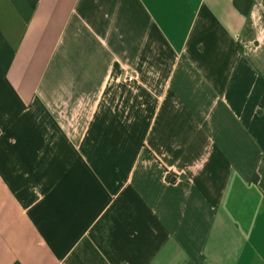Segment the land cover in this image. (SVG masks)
I'll return each instance as SVG.
<instances>
[{"label":"crops","instance_id":"1","mask_svg":"<svg viewBox=\"0 0 264 264\" xmlns=\"http://www.w3.org/2000/svg\"><path fill=\"white\" fill-rule=\"evenodd\" d=\"M0 264H264V0H0Z\"/></svg>","mask_w":264,"mask_h":264},{"label":"built area","instance_id":"2","mask_svg":"<svg viewBox=\"0 0 264 264\" xmlns=\"http://www.w3.org/2000/svg\"><path fill=\"white\" fill-rule=\"evenodd\" d=\"M120 82L129 85L136 82V74L129 68H123L122 74L119 77Z\"/></svg>","mask_w":264,"mask_h":264},{"label":"trees","instance_id":"3","mask_svg":"<svg viewBox=\"0 0 264 264\" xmlns=\"http://www.w3.org/2000/svg\"><path fill=\"white\" fill-rule=\"evenodd\" d=\"M167 180H168L169 182H174L175 178H174V176H170V175H168V176H167ZM254 180H255V179H254Z\"/></svg>","mask_w":264,"mask_h":264}]
</instances>
